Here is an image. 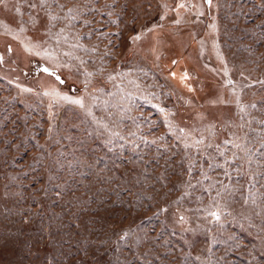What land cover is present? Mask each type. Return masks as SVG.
Wrapping results in <instances>:
<instances>
[{
    "label": "rangeland",
    "instance_id": "rangeland-1",
    "mask_svg": "<svg viewBox=\"0 0 264 264\" xmlns=\"http://www.w3.org/2000/svg\"><path fill=\"white\" fill-rule=\"evenodd\" d=\"M0 264H264V0H0Z\"/></svg>",
    "mask_w": 264,
    "mask_h": 264
},
{
    "label": "water",
    "instance_id": "water-1",
    "mask_svg": "<svg viewBox=\"0 0 264 264\" xmlns=\"http://www.w3.org/2000/svg\"><path fill=\"white\" fill-rule=\"evenodd\" d=\"M43 71H46V72H51L49 69H47V68H41ZM55 77H57L56 75H55ZM57 79H59L60 80V78H58L57 77Z\"/></svg>",
    "mask_w": 264,
    "mask_h": 264
}]
</instances>
